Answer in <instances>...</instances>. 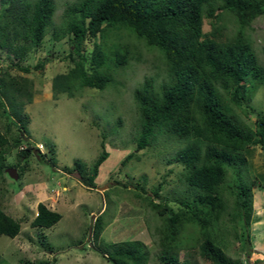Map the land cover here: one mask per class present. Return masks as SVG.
<instances>
[{"label":"rangeland","instance_id":"374dc122","mask_svg":"<svg viewBox=\"0 0 264 264\" xmlns=\"http://www.w3.org/2000/svg\"><path fill=\"white\" fill-rule=\"evenodd\" d=\"M73 1L55 0V24L63 21V11ZM217 23L225 25L224 35L233 36L236 24L228 14ZM203 30H210L206 19ZM245 34L264 63V15L254 18ZM110 39L127 45L131 57L126 65L118 67L106 61L105 70L111 79L104 89L77 83L64 88L63 80L75 65L69 59L74 46L68 38L55 41L49 32L20 60L0 49V76L7 85L1 97L0 134L9 148L0 174V208L20 222L15 237L0 235V264H113L93 248L91 228L99 215L103 225L101 245L139 240L147 251L146 264H161L159 255L164 251L158 240L164 219L150 209L147 197L155 202L165 199L174 210L178 208L175 199L183 196L186 185L182 168L173 157L184 143L159 136L148 146L136 148L139 115L133 91L148 76L154 78L156 87L167 80L165 60L157 47L147 46L126 28L116 29L104 41L110 44ZM100 40L89 39L80 46L86 68L93 43ZM71 54L78 58L76 52ZM12 63L31 69L23 72ZM36 64L40 66L33 68ZM227 95L240 118L253 127L254 115L243 114L233 94ZM250 104L264 112L263 86L254 92ZM38 144H42L41 149ZM28 145L31 152L23 157L21 149ZM50 146L53 153H48ZM103 149L108 156L98 167L94 187H86L71 169L73 161L79 159L90 167ZM245 155L243 180L250 185L252 195L249 224L243 217L230 214L234 206L232 190L238 181L229 169L222 184L226 207L209 231L225 253L237 260L236 264H264V151L260 146H249ZM15 165L24 166L17 179L6 172ZM39 202L61 214L51 227L30 225ZM176 242L180 245L176 249L178 264L187 252L197 264H208L198 253L197 227H181Z\"/></svg>","mask_w":264,"mask_h":264},{"label":"trees","instance_id":"16d2710c","mask_svg":"<svg viewBox=\"0 0 264 264\" xmlns=\"http://www.w3.org/2000/svg\"><path fill=\"white\" fill-rule=\"evenodd\" d=\"M55 11V0H0V49L20 60L49 32L55 41L68 38L74 46L69 59L75 65L63 80L64 88L77 83L80 87L104 89L111 79L105 70L106 61L118 67L126 65L131 57L127 45L104 41L111 32L126 28L147 46L157 47L165 60L168 79L156 87L154 78L145 77L133 91L139 115L136 148L148 146L159 136L184 143L175 151L173 161L181 166L186 185L183 196L175 199L176 210L165 199L155 202L147 197L150 209L164 219L158 240L164 251L159 255L161 264H178L176 249L180 245L176 237L187 224L198 228V253L203 260L208 264H236L237 260L226 254L210 234L209 227L226 207L222 184L229 169L238 181L232 190L234 206L230 214L243 217L246 224L250 221L251 187L243 180V170L247 166V147L257 145L264 151V112L250 104L254 92L264 87V63L259 61L245 30L254 18L264 15V0H75L66 5L60 24L53 21ZM224 14L236 24L231 37L223 34L225 25L217 23ZM205 19L209 31L203 30ZM97 37L102 40L93 43L89 71L80 46ZM72 52L78 54L77 59ZM13 64L23 72L31 69ZM6 89L5 79L0 76V107ZM230 93L243 114L254 115L253 127L240 118L227 98ZM30 149V145L21 149V155L28 157ZM8 150L7 139L0 134V174ZM49 152H54L52 146ZM107 156L103 149L90 167L75 159L71 169L83 185L94 187L98 167ZM14 167L19 168L21 176L24 166ZM139 188L144 192L143 187ZM159 189L160 184L153 190L154 196ZM60 218V213L39 202L30 225L51 227ZM102 226L99 215L91 237L93 248L103 257L113 264L147 263V251L139 240L101 245ZM19 231L20 222L0 208V235L15 237ZM187 256L181 264H197Z\"/></svg>","mask_w":264,"mask_h":264},{"label":"water","instance_id":"95a60500","mask_svg":"<svg viewBox=\"0 0 264 264\" xmlns=\"http://www.w3.org/2000/svg\"><path fill=\"white\" fill-rule=\"evenodd\" d=\"M6 172H7V174H8L10 177H12V178H14V179H17V177H18V173H17V171H16V168H12V167H10V168H6Z\"/></svg>","mask_w":264,"mask_h":264},{"label":"built area","instance_id":"2783aa9c","mask_svg":"<svg viewBox=\"0 0 264 264\" xmlns=\"http://www.w3.org/2000/svg\"><path fill=\"white\" fill-rule=\"evenodd\" d=\"M38 147L41 149L42 148V144H38Z\"/></svg>","mask_w":264,"mask_h":264},{"label":"clouds","instance_id":"9594fccd","mask_svg":"<svg viewBox=\"0 0 264 264\" xmlns=\"http://www.w3.org/2000/svg\"><path fill=\"white\" fill-rule=\"evenodd\" d=\"M36 214H37V213H36ZM35 216H36V215H35ZM35 216H34V217H35ZM19 232H20V231H19ZM17 235H18V234H17Z\"/></svg>","mask_w":264,"mask_h":264},{"label":"crops","instance_id":"0c3cea01","mask_svg":"<svg viewBox=\"0 0 264 264\" xmlns=\"http://www.w3.org/2000/svg\"><path fill=\"white\" fill-rule=\"evenodd\" d=\"M63 188H65V187H63Z\"/></svg>","mask_w":264,"mask_h":264}]
</instances>
